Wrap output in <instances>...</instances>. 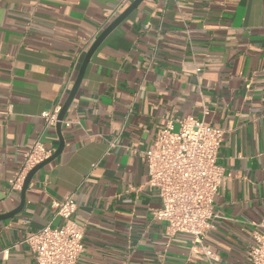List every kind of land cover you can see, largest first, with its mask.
<instances>
[{
    "label": "crops",
    "instance_id": "1",
    "mask_svg": "<svg viewBox=\"0 0 264 264\" xmlns=\"http://www.w3.org/2000/svg\"><path fill=\"white\" fill-rule=\"evenodd\" d=\"M131 2L0 0V214L20 204L9 179L24 153L58 148L42 113L62 107L86 51ZM185 116L226 130L203 239L212 256L154 217L140 157ZM63 121L61 152L0 219V264H36L23 240L62 225L52 204L68 197L84 231L77 264H251L264 221V0H143L90 56Z\"/></svg>",
    "mask_w": 264,
    "mask_h": 264
},
{
    "label": "built area",
    "instance_id": "2",
    "mask_svg": "<svg viewBox=\"0 0 264 264\" xmlns=\"http://www.w3.org/2000/svg\"><path fill=\"white\" fill-rule=\"evenodd\" d=\"M60 108L59 104L52 112L42 113L45 127L57 123ZM225 131L185 116L179 120L176 131L170 125L158 129L153 147L140 152L147 165L146 183L156 190L161 201L154 217L165 221L168 234L190 235L193 246L201 248L207 256H212V252L204 246L203 239L212 227L213 199L223 177V168L216 159ZM49 155L50 150L35 141L24 153L20 170L10 177V190L20 189L25 174ZM76 206L73 197L53 203L55 214L64 223L45 225L25 236L23 241L33 252L36 264H77L84 251V231L71 218ZM258 226L246 253L251 264H264V221Z\"/></svg>",
    "mask_w": 264,
    "mask_h": 264
},
{
    "label": "water",
    "instance_id": "3",
    "mask_svg": "<svg viewBox=\"0 0 264 264\" xmlns=\"http://www.w3.org/2000/svg\"><path fill=\"white\" fill-rule=\"evenodd\" d=\"M143 0H132V2L117 16L115 17V19H113V21L107 26L105 27V29H103V31H101L99 33V35L95 38V40L92 42V44L90 45V47L88 48V50L85 53V56L82 60V63L80 65V68L78 70V74L76 76V79L70 89V92L66 98V100L64 101L58 115H57V123L55 125L56 127V131L59 135V145L58 148L56 149V151L51 155L48 156L46 159H44L43 161H41L40 163L36 164L34 167H32L28 173L26 174L24 180H23V184L21 187V192H20V204L13 210L4 213V214H0V219H5L8 217L13 216L14 214L18 213L23 205L24 202V193L25 190L28 186V183L30 182L31 178L33 177V175L41 168L43 167L45 164H47L48 162H50L53 158H55L62 150L63 148V139L61 136V121L64 119L65 113L69 107V105L71 104L75 93L79 87V84L81 82L85 67L89 61L90 56L92 55V53L95 51V49L97 48V46L101 43V41L105 38V36L113 29L115 28L124 18L127 17V15L133 11Z\"/></svg>",
    "mask_w": 264,
    "mask_h": 264
}]
</instances>
